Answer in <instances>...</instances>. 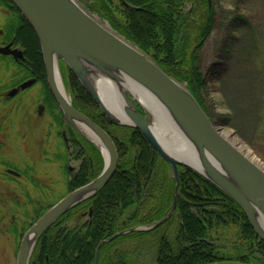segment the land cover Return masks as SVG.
I'll list each match as a JSON object with an SVG mask.
<instances>
[{"label": "trees", "instance_id": "trees-1", "mask_svg": "<svg viewBox=\"0 0 264 264\" xmlns=\"http://www.w3.org/2000/svg\"><path fill=\"white\" fill-rule=\"evenodd\" d=\"M188 4L190 11L185 10ZM85 5L149 55L166 73L186 83L217 127L223 123V118L209 112L204 101L209 78L219 81L227 69L225 65L222 71V67L213 64L204 72L200 67V53L216 24V10L209 8L208 0H86ZM0 6L11 13L5 20L2 38L5 42L15 39V43L22 46L27 65L22 67V74L24 71L25 78L36 77L44 84L45 102L49 110L58 112L47 85L36 34L11 0H0ZM237 20L241 23L237 26L239 32L250 28L246 15L237 16ZM226 45V53L230 55L236 42L230 38ZM224 60L228 62L230 58ZM64 77L75 108L114 140L118 168L98 195L51 226L40 239L30 264H95L96 249L102 240L137 225L160 221L169 213L174 199L176 180L171 175L170 165L141 131L110 123L72 71H64ZM140 111L143 113L142 109ZM54 118L64 128L68 142L75 146L71 156L81 160L68 179V191H72L96 178L103 169L104 159L60 112ZM179 177L177 209L171 218L152 231L133 232L104 244L99 264H135L130 251L137 253L141 248L152 251L154 264H205L221 260L264 264V242L257 237L242 209L193 170L179 166ZM15 204L18 211L25 207L18 202ZM33 222L19 221L10 230L21 237ZM230 229L234 230L232 239L226 233ZM129 241L132 242L130 247L120 245ZM115 246H121L117 254L113 251Z\"/></svg>", "mask_w": 264, "mask_h": 264}, {"label": "water", "instance_id": "water-1", "mask_svg": "<svg viewBox=\"0 0 264 264\" xmlns=\"http://www.w3.org/2000/svg\"><path fill=\"white\" fill-rule=\"evenodd\" d=\"M11 2L37 36L48 87L64 119L104 159L103 169L96 178L69 192L27 229L16 264H30L36 246L51 226L73 208L98 195L118 168L114 140L74 107L61 64L72 71L110 123L141 131L170 165L176 180L169 213L156 223L135 226L101 241L96 249V264L104 244L129 233L152 231L171 218L178 203L179 166L193 170L230 197L264 242V166L246 156L218 129L186 84L166 73L149 55L94 17L77 0ZM13 44L14 41L0 45V54L13 56L16 61L24 59V52L13 48ZM35 82V78L24 81L11 89L7 97H14ZM41 110L42 107L40 114ZM8 172L20 175L12 169ZM205 264L251 263L221 260Z\"/></svg>", "mask_w": 264, "mask_h": 264}, {"label": "rangeland", "instance_id": "rangeland-1", "mask_svg": "<svg viewBox=\"0 0 264 264\" xmlns=\"http://www.w3.org/2000/svg\"><path fill=\"white\" fill-rule=\"evenodd\" d=\"M77 1L85 8L86 0ZM211 5L216 10V24L200 53V67L204 72L213 64L222 71L225 65L227 69L221 80L209 78L204 101L211 114L223 118L218 129L230 140H239L264 165V0H211ZM185 10L190 11L191 5ZM243 14L250 28L239 32L237 16ZM8 16L10 10L0 6V45ZM230 38L236 46L229 55L226 44ZM3 57L0 55V264H16L22 236L12 233L11 226L35 221L51 202L64 197L72 174L68 168L78 169L81 160L71 156L75 146L65 142L64 128L54 118L60 111L49 110L44 84L37 82L6 98L13 85L27 75L12 57ZM15 202L25 206L23 210L18 211ZM226 233L233 238L234 230ZM127 244L130 247L132 242ZM130 252L135 264H154L150 249Z\"/></svg>", "mask_w": 264, "mask_h": 264}, {"label": "flooded vegetation", "instance_id": "flooded-vegetation-1", "mask_svg": "<svg viewBox=\"0 0 264 264\" xmlns=\"http://www.w3.org/2000/svg\"><path fill=\"white\" fill-rule=\"evenodd\" d=\"M7 43H8V42H5V41H4V42H3V45H4V44H7ZM14 47H17V46H16V43H14L13 48H14ZM16 62H17V61H16ZM17 63L20 64L22 67H26V66H27V65H26V62H25L23 59H21V60L18 61ZM30 78H35V77H28V78L25 79V80H28V79H30ZM25 80H24V81H25ZM24 81H22V82H24ZM37 81H38V80H37ZM22 82H20V83H22ZM20 83H19V84H20ZM19 84H17L16 86H18ZM21 92H22V91H21ZM21 92H20V93H21ZM20 93H19V94H20ZM65 134H66L65 131H63V136H64ZM65 137H66V136H64V138H65ZM66 138H67V137H66ZM68 170L71 171L72 174H73V173L76 172L77 169L74 170V168H73L72 166H69ZM83 214H84V213H83ZM91 215H92V210L90 209V216H91ZM121 245H123L124 248H127V247L129 246L127 243H122ZM120 247H121V246H115L113 251L117 254V252H118V250L120 249ZM95 261H96V260H95ZM99 263H100V254H99V258H98V264H99ZM115 264H116V263H115ZM119 264H120V263H119Z\"/></svg>", "mask_w": 264, "mask_h": 264}, {"label": "bare ground", "instance_id": "bare-ground-1", "mask_svg": "<svg viewBox=\"0 0 264 264\" xmlns=\"http://www.w3.org/2000/svg\"><path fill=\"white\" fill-rule=\"evenodd\" d=\"M109 104H111V101L108 100ZM225 135V134H224ZM228 139L229 136L225 135ZM236 146L237 148L242 151L246 156H248L249 158H251L252 160H254L255 162H257L259 165L264 166L258 159L257 157L248 149L246 148V146H244L242 143L239 144V140H231Z\"/></svg>", "mask_w": 264, "mask_h": 264}]
</instances>
